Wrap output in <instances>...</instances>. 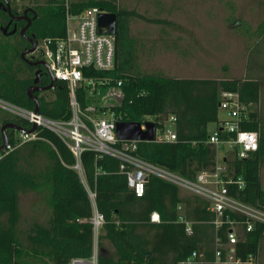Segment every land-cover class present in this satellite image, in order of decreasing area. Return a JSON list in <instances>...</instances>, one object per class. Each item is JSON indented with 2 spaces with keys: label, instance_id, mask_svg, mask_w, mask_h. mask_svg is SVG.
Instances as JSON below:
<instances>
[{
  "label": "trees",
  "instance_id": "obj_1",
  "mask_svg": "<svg viewBox=\"0 0 264 264\" xmlns=\"http://www.w3.org/2000/svg\"><path fill=\"white\" fill-rule=\"evenodd\" d=\"M11 12L21 10L11 5ZM31 4L35 16L28 13L30 24L26 35L36 39L65 35V0H20ZM74 13L95 6L116 16L114 33V65L109 70L84 68V76L95 81L94 88L80 85L76 98L82 110L93 106L110 109L121 121L144 122L153 117L158 125L167 115L175 116L176 139L170 142L136 141L131 154L147 162L195 179L199 171H213L216 148L207 141L210 123L218 125L220 91L237 92L246 106L241 128L257 132L258 147L245 158L236 156V149L224 152L225 171L221 175L231 181L241 177L243 184H226L227 194L243 203L264 210V186L260 170L264 164V121L259 118V83L254 78L177 77L144 72L140 63L139 41L130 32V21L143 19L167 24L161 18H149L135 9L121 6L117 0H68ZM230 16L235 5L227 1ZM26 9V8H25ZM0 23L8 14L0 10ZM25 24L16 21V31L4 35L0 30V100L33 110L35 103L27 95L33 82V67L20 56L29 47L20 35ZM235 30L248 38H264V20L255 27L238 20ZM120 80V85L117 81ZM49 78L41 74L39 83ZM116 88L121 97L110 105L101 103V95ZM38 113L52 119H68L71 115L68 87L56 79L46 91H34ZM96 110V111H97ZM6 122L26 130L31 122L0 107V127ZM6 130L12 149L0 151V264H66L72 257L89 258L93 250V229L89 219L92 205L87 188L95 193L97 210L103 222L97 234V264H179L192 252L197 256L190 264H218L226 259V234L236 232L234 257L246 261L257 259L264 239V223L225 209L216 215L203 197L186 191L156 175H149L143 194L136 196L127 186L119 169L120 161L112 155L85 149L77 159L66 143L52 130L37 126L36 138L14 146L13 133ZM225 133L219 130V137ZM2 141L0 131V143ZM117 146L121 142L116 143ZM26 188L43 192L48 214L44 224H34L27 233V244L19 236L20 212L18 195ZM180 207V209L178 208ZM156 211L159 221H150ZM182 217L183 220H180ZM219 224L215 225L214 220ZM250 230H246L247 223ZM190 228L187 232L186 227ZM149 251L148 256L145 252Z\"/></svg>",
  "mask_w": 264,
  "mask_h": 264
},
{
  "label": "built area",
  "instance_id": "obj_2",
  "mask_svg": "<svg viewBox=\"0 0 264 264\" xmlns=\"http://www.w3.org/2000/svg\"><path fill=\"white\" fill-rule=\"evenodd\" d=\"M64 6L65 35L38 39L36 52L45 60L55 79L66 82L71 110L70 117L68 119L48 118L39 113H34L33 110L10 105L3 100H0V107L27 119L31 124L35 123L36 127L42 126L55 132L75 155L77 159L75 167L79 171V157L83 150L90 149L100 154H109L120 161L119 169L125 174L127 186L136 196L143 194L148 176L150 174L156 175L174 183L184 191L203 197L208 201V208L218 216L227 209L242 214L248 219L264 223V210L243 203L227 194L226 184L234 182L238 187H241L243 184L242 178L237 177L231 181L230 178L224 179L221 176L225 171V166L222 161L224 155H219V151L226 152L230 149H236V156L245 158L251 152L257 150L258 147L257 132L241 128V121L246 118V106L239 100L237 92L222 90L219 93L218 106L219 110L223 112V117L219 119L217 127L209 134L207 139L209 143L215 146L217 152L213 171H199L195 179H188L165 167L142 160L130 152L135 149V140L125 141L115 136L116 122L121 121L119 115H116L110 109L97 110L93 106L87 108V111L92 112H86L81 109L76 98L78 86L84 85L86 88L90 87V89L95 86L94 79L84 76V68L109 70L114 65V34L100 33L97 27V15L105 11L91 6L74 13L68 0H65ZM117 85H120V80L117 81ZM146 121L155 124L152 141L170 142L176 139L175 116L173 114L167 115L158 125L153 117H147L144 122H140L141 129H144ZM219 130L225 133L224 137H219ZM35 138V130L33 132L16 130L13 134V143L14 146H19L23 142ZM118 141L121 142L120 146L116 145ZM12 147V144L7 142L3 150L7 151ZM87 194L93 211L89 221L92 224L94 243V236L98 234L103 216L95 206V193L87 188ZM178 208L180 209V207ZM149 217L150 221H159V214L156 211L151 212ZM179 218L183 220L182 217ZM214 223L218 225L219 220H214ZM250 228L251 223L248 222L246 230H250ZM186 230L190 232L188 226ZM226 237L228 240L226 259L220 261V250H217L215 253L216 263L252 261L251 256L246 261L234 257V244L237 240L234 228L227 231ZM97 252L98 250L94 247L89 258L72 257L66 264H97ZM196 256L197 253L192 252L179 264H190Z\"/></svg>",
  "mask_w": 264,
  "mask_h": 264
},
{
  "label": "rangeland",
  "instance_id": "obj_3",
  "mask_svg": "<svg viewBox=\"0 0 264 264\" xmlns=\"http://www.w3.org/2000/svg\"><path fill=\"white\" fill-rule=\"evenodd\" d=\"M117 1L121 6L135 9L146 17L167 21L163 25L143 19L130 21V32L141 45L140 63L144 72L177 77L254 78L259 83V118L264 121V38L247 39L234 28L238 20H244L252 27L263 21L264 0H230L235 5L234 17L230 20H227L230 16L228 0ZM11 5L18 10L26 5L31 6L20 0L11 2ZM120 97L117 89L110 88L101 95V103L110 105L118 102ZM222 113L219 110V115ZM213 128L214 123H210L208 131L211 133ZM222 154L224 152L219 151V155ZM260 179L264 186V164ZM18 206L19 236L26 245V236L31 227L46 222L48 207L43 192L30 188L19 193ZM93 246L98 250L97 234ZM218 264H264V239L257 259Z\"/></svg>",
  "mask_w": 264,
  "mask_h": 264
},
{
  "label": "water",
  "instance_id": "obj_4",
  "mask_svg": "<svg viewBox=\"0 0 264 264\" xmlns=\"http://www.w3.org/2000/svg\"><path fill=\"white\" fill-rule=\"evenodd\" d=\"M0 10L5 11L8 13L10 20H19L21 18L26 19V24L24 27L21 28L20 33L24 34V30L29 26L30 24V18L26 15V12L32 11L33 16H35V11L31 7H27L26 9L23 10V13L19 15H14L11 12V8L9 5L8 0H0ZM6 25L5 27H0V29L6 33L7 29ZM97 27L98 31L100 33H109V34H114L116 31V16L115 13L113 12H100L97 15ZM15 30L14 29L11 31V33ZM31 47L29 49L23 50L20 53L21 58L23 59L24 62H26L29 65H35L37 63H42L46 68L47 64L44 61H31L30 59L25 57L26 52H30L35 48V37H27ZM48 71V70H47ZM49 77H50V82L45 85V86H36L35 83L38 81L39 75L38 71L35 72V78L33 80V85H31L27 89V95L33 99L35 103V107L33 109L34 113H38V104H37V97L33 94L34 91L37 90H44L50 88L54 82H55V77L51 74L50 71H48ZM10 104V103H9ZM11 105V104H10ZM13 105V104H12ZM7 128H12L15 130H23L21 126L18 124H15L13 122H6L0 127V131L2 134V142L0 144V151H2L6 144H7V137L5 136V130ZM36 129V124L32 123L31 127L26 129L27 132H33ZM154 130H155V124L151 121H146L144 123V129H141V123L138 121H118L116 122L115 125V136L120 139V140H125V141H130V140H135V141H152L154 138ZM149 254V251L145 252V256L147 257Z\"/></svg>",
  "mask_w": 264,
  "mask_h": 264
},
{
  "label": "flooded vegetation",
  "instance_id": "obj_5",
  "mask_svg": "<svg viewBox=\"0 0 264 264\" xmlns=\"http://www.w3.org/2000/svg\"><path fill=\"white\" fill-rule=\"evenodd\" d=\"M8 2H9V0H8ZM9 5H10V2H9ZM27 7H31V6H26L25 8H27ZM24 8V9H25ZM32 8V7H31ZM23 9V10H24ZM33 9V8H32ZM23 10L20 12V13H16V14H14V15H19V14H21V13H23ZM34 10V9H33ZM28 13H32L33 14V12L32 11H27L26 12V15L29 17V15H28ZM8 14V13H7ZM30 18V17H29ZM21 19H23L24 21H25V24H26V19L25 18H21ZM20 20V19H19ZM16 21L17 20H14V19H12V20H10V17H9V15H8V19H7V21H6V23H4V24H2V26H0V27H5L6 25H8L7 26V29H6V33H4L1 29V31H2V33L4 34V35H8V34H11V31L14 29V27H15V30L12 32V33H14L15 31H16ZM24 24V25H25ZM24 25L22 26V27H24ZM21 27V28H22ZM21 28L19 29V33H20V30H21ZM28 28V27H27ZM26 28V29H27ZM26 29L24 30V34H21L20 33V35L21 36H23L27 41H28V43L30 44V42H29V40H28V38L27 37H35V36H33V35H26L25 34V31H26ZM37 40L38 39H36L35 38V48L32 50V51H30V52H26V54H25V57L26 58H28V59H30L31 61H44L45 62V60L44 59H42L41 57H40V55L36 52V43H37ZM31 47V44L29 45V47H26V48H24L23 50H26V49H29ZM22 50V51H23ZM46 63V62H45ZM47 64V63H46ZM29 65V64H28ZM30 66H32L33 67V76H34V78H35V72L36 71H38V75H39V78H38V81L35 83V85L36 86H39V87H41V86H45V85H42V84H40L39 83V79H40V77H41V74H46L47 76H48V78H49V80H50V77H49V73H48V71H49V69H48V67L46 68L42 63H37V64H35V65H30ZM48 70V71H47ZM34 80V79H33ZM50 82V81H49ZM31 85H33V82H32V84ZM30 85V86H31ZM47 89H44V90H37V91H46ZM7 129H9V128H7ZM6 129V130H7ZM6 130H5V132H6ZM15 130V129H14ZM15 133V132H14ZM13 133V134H14ZM1 136H2V134H1ZM5 136L7 137V135H6V133H5ZM2 142V141H1ZM7 142H8V137H7ZM1 144V143H0Z\"/></svg>",
  "mask_w": 264,
  "mask_h": 264
},
{
  "label": "crops",
  "instance_id": "obj_6",
  "mask_svg": "<svg viewBox=\"0 0 264 264\" xmlns=\"http://www.w3.org/2000/svg\"><path fill=\"white\" fill-rule=\"evenodd\" d=\"M223 117V113L222 115H219V119ZM216 128V124H214V128L212 129V131ZM184 191V190H183Z\"/></svg>",
  "mask_w": 264,
  "mask_h": 264
}]
</instances>
